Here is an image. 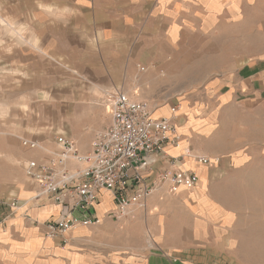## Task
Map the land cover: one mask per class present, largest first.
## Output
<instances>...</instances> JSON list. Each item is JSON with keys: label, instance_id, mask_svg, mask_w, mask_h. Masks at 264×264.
<instances>
[{"label": "crops", "instance_id": "obj_1", "mask_svg": "<svg viewBox=\"0 0 264 264\" xmlns=\"http://www.w3.org/2000/svg\"><path fill=\"white\" fill-rule=\"evenodd\" d=\"M71 4L62 8L45 4L41 8L55 12L51 18L67 26L73 17L63 13L73 9ZM87 9L97 18L90 23L91 42L121 45L120 49L106 48L114 55L108 53L105 59L165 60L168 54L159 46L180 44L186 30L193 29L200 44L220 45L216 59L243 62L235 69L227 62L221 71L211 73L216 77L204 87L215 98L210 100L206 117L199 119V111L190 112L187 102L178 107L177 117H187L175 121V131L183 138L167 152L180 156L181 166L197 173L199 181L194 188L172 193L164 187L147 197L145 207L132 205L128 214L118 219L110 214L115 208L110 192L101 191L95 208L100 223L76 225L64 243L60 237H47L46 222L67 213L69 207L40 195L38 186L27 179L18 191L20 204L13 209V217L7 216L5 225H0V264H264V216L252 214L247 219L243 215L240 229L241 216L217 190L233 185L249 187L244 198L254 205L252 213L264 210V197L259 195L264 188V0H88ZM234 43L238 45L236 52ZM126 44L131 47L129 55L122 47ZM152 45L156 49L149 51ZM137 65L130 64L132 72ZM109 92L105 95L104 91L101 97L104 116L89 102L73 117L81 129L93 121L97 124L90 135L72 129L79 153H88L97 133L112 121ZM169 107L168 103L160 105L157 117L169 113ZM223 109L242 117L231 120L237 126L232 141L226 137L225 144L219 143L217 148H200L193 139L211 135ZM58 134L72 137L62 131L55 139ZM216 139L220 142L223 137ZM45 147L28 149L34 156L24 162V174L30 159H50L59 150L48 144ZM197 155L219 157V161L199 164ZM66 166L76 169L79 164L68 160ZM156 166L175 165L162 159ZM246 171L261 177L248 185L230 181L229 176ZM226 174H230L226 181L217 179Z\"/></svg>", "mask_w": 264, "mask_h": 264}, {"label": "rangeland", "instance_id": "obj_2", "mask_svg": "<svg viewBox=\"0 0 264 264\" xmlns=\"http://www.w3.org/2000/svg\"><path fill=\"white\" fill-rule=\"evenodd\" d=\"M53 3L61 8L71 4L70 0H0V225H5L7 216L13 217V208L6 202L13 197L19 199L18 191L27 183L24 162L34 153L22 146L23 137L37 139L42 147L48 144L55 149L59 148L55 139L58 132L66 131L72 138V129L81 134L94 133L95 121L81 129L73 117L81 114L89 102L103 115L102 94L113 89L127 93L132 100L146 101L154 108L165 103L179 107L184 101L190 112L199 111L198 118H204L210 110V100L215 98L204 87L216 77L211 73L221 71L227 62L233 69L243 62L216 59L220 45L200 44L193 29L186 30L184 42L159 46L168 54L165 60L105 59L109 53L106 48L120 49L121 45L91 42L94 38L89 27L91 20L97 18L85 10L88 0H74L73 9L62 12L73 17L67 26L51 18L56 16L55 12L42 11V6ZM83 4L86 6L82 7ZM122 47L129 55L130 45ZM149 47V51L156 49L154 45ZM233 49L238 50L236 43ZM135 62L137 70L132 72L130 64ZM219 115L211 135L193 139L200 148H217V144H225L226 137L232 141L237 126L231 122L242 117L224 109ZM218 136L223 137L222 141L216 139ZM227 175L230 174L217 179L226 181ZM259 177L254 171L229 176L230 181L239 185L243 181L247 185L257 182ZM217 190L218 196L241 216L240 229L243 215L247 219L252 214L264 216L262 209L260 213H252L254 205L244 198L249 187L233 185ZM259 195L264 197V188Z\"/></svg>", "mask_w": 264, "mask_h": 264}, {"label": "built area", "instance_id": "obj_3", "mask_svg": "<svg viewBox=\"0 0 264 264\" xmlns=\"http://www.w3.org/2000/svg\"><path fill=\"white\" fill-rule=\"evenodd\" d=\"M107 101L112 107V121L97 133L88 153H79L72 137L58 134L59 150L54 157L32 158L25 165V175L38 186L40 195L69 207L67 213L46 222L49 238L60 237L65 243L76 225L100 223L95 208L101 191L110 192L115 204L110 214L118 219L126 216L132 205L145 207L147 197L164 187L175 193L198 184L197 173L183 168L180 156L167 152L169 146H177L181 140L175 131L177 104L171 107V116L155 117V108L132 100L119 89L111 90ZM21 143L27 149L40 146L31 138H23ZM162 159H168L174 168L157 167ZM68 160L79 166L70 169L66 166ZM195 160L209 165L219 157L197 155ZM6 203L15 209L20 199L13 197Z\"/></svg>", "mask_w": 264, "mask_h": 264}, {"label": "bare ground", "instance_id": "obj_4", "mask_svg": "<svg viewBox=\"0 0 264 264\" xmlns=\"http://www.w3.org/2000/svg\"><path fill=\"white\" fill-rule=\"evenodd\" d=\"M179 109L180 108H178V110H177V112H176V114L177 115H179ZM161 113H159L158 112V107H156L155 108V110H154V116L155 117H157L158 115H160ZM163 114V113H162ZM172 114H171V106L169 107V113H167V114H164V116H166V117H169V116H171ZM180 130V129H179ZM177 133V135H179L180 136V138H181V140H182V138H183V136H182V134H180L179 132H176ZM180 140V141H181ZM43 148H45L44 146H43ZM46 149V148H45ZM212 159H215V158H217V157H211Z\"/></svg>", "mask_w": 264, "mask_h": 264}]
</instances>
